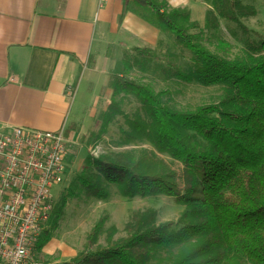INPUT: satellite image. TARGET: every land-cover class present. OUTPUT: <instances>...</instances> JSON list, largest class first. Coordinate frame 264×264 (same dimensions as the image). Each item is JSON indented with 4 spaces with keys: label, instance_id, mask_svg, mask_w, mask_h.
I'll return each instance as SVG.
<instances>
[{
    "label": "trees",
    "instance_id": "1",
    "mask_svg": "<svg viewBox=\"0 0 264 264\" xmlns=\"http://www.w3.org/2000/svg\"><path fill=\"white\" fill-rule=\"evenodd\" d=\"M145 1L152 9L146 19L174 35L192 56L186 71L165 68L168 77L221 86L223 93L217 104L182 112L163 105L161 95L146 86L112 80V100L100 115L99 130L91 133L94 141L120 115L129 128L123 131L126 142L140 138L180 168L150 150L110 153L88 160L93 175L80 173L79 191L107 200V186L112 185L124 199L166 196L184 209L176 222L164 223H157L153 209L134 211L125 225V237L116 240L117 229L110 226L103 246L98 244L106 222L101 218L90 230L84 250L63 264H264V40L244 57L226 60L209 52L198 35L190 33L199 25L190 21L187 9ZM209 1L204 29L217 28L221 20L244 29L241 19L256 14L242 0ZM132 59L124 57V73L135 66ZM119 93L133 95L142 114L126 117L115 100ZM74 185L68 189L71 198L79 196ZM64 203L62 199L60 205ZM52 215L55 222L58 206ZM48 237L46 229L38 245ZM174 247L180 252L173 260L157 261L160 250Z\"/></svg>",
    "mask_w": 264,
    "mask_h": 264
},
{
    "label": "crops",
    "instance_id": "2",
    "mask_svg": "<svg viewBox=\"0 0 264 264\" xmlns=\"http://www.w3.org/2000/svg\"><path fill=\"white\" fill-rule=\"evenodd\" d=\"M159 1L186 8L200 26L211 10L206 0ZM146 3L0 0V130L56 132L70 123L66 138H76L72 127H80L81 138L110 104V82L123 76L124 57L165 44V33L146 19L152 10L145 11ZM80 105L99 107L72 118Z\"/></svg>",
    "mask_w": 264,
    "mask_h": 264
},
{
    "label": "rangeland",
    "instance_id": "3",
    "mask_svg": "<svg viewBox=\"0 0 264 264\" xmlns=\"http://www.w3.org/2000/svg\"><path fill=\"white\" fill-rule=\"evenodd\" d=\"M206 1L210 3L209 0ZM155 2L166 4L164 1L160 2L159 0ZM242 2L244 5L251 6L256 10L255 16L241 19L244 29L237 24L221 20L218 22L217 28L204 29V26L199 25L198 28L190 29V33L198 35L199 41L209 52L226 60L244 57L246 53L253 52L250 47L256 46L264 40V0H242ZM146 5L145 11H149V8L151 9L150 5L147 3ZM163 9L166 11L168 8ZM164 33L165 44L158 50L144 49L145 54L142 56L134 49L133 54L129 57H133L131 62L135 61V66L128 73H123L122 77H117V79L120 83L125 80L146 86L155 94L161 95L160 99L163 105L178 111L191 112L200 107L217 104L223 93L221 86H203L195 82L187 83L176 78H169L164 72L165 68L171 66L186 71L192 63L191 54L177 44L175 36L168 32ZM112 82H110V86ZM115 100L126 117L133 119L137 114H142L141 105L133 95L119 93L115 95ZM87 106L88 109L92 106L91 110L99 107V105H80V109L76 110L75 108L72 111V118L75 112H77V116L78 112H81V115L84 116L86 114L84 110ZM103 106L105 108L101 110V113L105 112L108 107V105ZM72 108H74V105ZM100 115L93 120H89L90 124L86 127L89 130L83 133L81 138L80 127H72L77 135L75 139L70 138L69 140L66 137L71 130L70 123L66 125V129L62 127L64 137L68 142V153L65 159L66 174L64 182L53 189L56 201L54 208L58 206L59 216L53 222L51 220L52 215L47 228L49 237L42 245L37 244L35 248L37 263L63 264L71 261L84 250L90 230L101 218L106 222L98 239V244L103 246L106 229L110 226L117 229L116 240L125 237V225L129 222L134 211L153 209L157 213V223H164L168 221L176 222L184 209L174 198L166 196L124 199L118 195L112 185L107 186L109 191L107 200L87 197L84 191H79L80 184L77 182V177L80 173H84L89 177L93 175V170L87 162L89 159H95L96 154L99 157L110 153L133 152L135 154L141 150H150L156 153L157 158L166 163H173L176 169L180 168V165L173 162L168 155L157 153L150 144L140 138L126 142L128 137L123 131H129V128L125 124L126 119L120 115L108 124L106 132L101 138L94 141L95 139L91 137L89 132L96 133L99 130ZM56 132H60V130ZM92 153L95 155H92ZM74 182V192H78L79 196L71 198L68 195V189L72 187ZM181 188L183 187L181 186ZM62 199H65V203L60 205ZM179 227L178 225L175 229ZM179 252L178 247L160 250L157 254V261H171ZM239 264L247 263L240 262Z\"/></svg>",
    "mask_w": 264,
    "mask_h": 264
},
{
    "label": "built area",
    "instance_id": "4",
    "mask_svg": "<svg viewBox=\"0 0 264 264\" xmlns=\"http://www.w3.org/2000/svg\"><path fill=\"white\" fill-rule=\"evenodd\" d=\"M63 133L0 130V264H40L35 248L53 214V189L66 174Z\"/></svg>",
    "mask_w": 264,
    "mask_h": 264
}]
</instances>
